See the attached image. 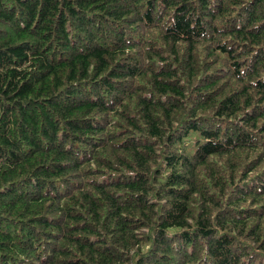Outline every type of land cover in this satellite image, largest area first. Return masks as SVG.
<instances>
[{"label": "trees", "instance_id": "obj_1", "mask_svg": "<svg viewBox=\"0 0 264 264\" xmlns=\"http://www.w3.org/2000/svg\"><path fill=\"white\" fill-rule=\"evenodd\" d=\"M0 264H264V0H0Z\"/></svg>", "mask_w": 264, "mask_h": 264}]
</instances>
